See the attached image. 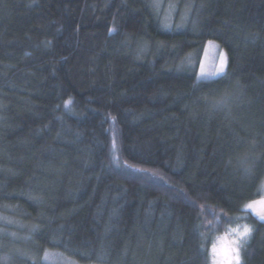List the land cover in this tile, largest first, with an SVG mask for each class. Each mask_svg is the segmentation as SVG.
<instances>
[{
  "label": "trees",
  "instance_id": "1",
  "mask_svg": "<svg viewBox=\"0 0 264 264\" xmlns=\"http://www.w3.org/2000/svg\"><path fill=\"white\" fill-rule=\"evenodd\" d=\"M263 185L264 0H0V264H264Z\"/></svg>",
  "mask_w": 264,
  "mask_h": 264
},
{
  "label": "snow or ice",
  "instance_id": "2",
  "mask_svg": "<svg viewBox=\"0 0 264 264\" xmlns=\"http://www.w3.org/2000/svg\"><path fill=\"white\" fill-rule=\"evenodd\" d=\"M226 64L227 58L222 52L220 54V64L216 69L217 73H224ZM201 74L206 75L203 66L201 67ZM70 103V100L66 101L65 106ZM249 210L259 221L264 222V197L246 203L243 206V211L247 214ZM253 231V227L245 224L243 227L237 226L230 229L224 237H219V247L217 244L212 246V264H243L241 253L251 239ZM229 236H231V239H229Z\"/></svg>",
  "mask_w": 264,
  "mask_h": 264
},
{
  "label": "rangeland",
  "instance_id": "3",
  "mask_svg": "<svg viewBox=\"0 0 264 264\" xmlns=\"http://www.w3.org/2000/svg\"><path fill=\"white\" fill-rule=\"evenodd\" d=\"M160 5H161V3L159 4V6ZM172 12H173L172 7L168 8L165 11V13L168 15L167 17H170ZM210 41H211V43H209ZM222 52L226 55L225 50L220 48V46H219V44L217 43L216 40L209 39V40H207L204 43V46H203L202 52H201V56H200V59H199V63H198V66H197L196 76H197L198 79H208V78H211V77L214 78V77L219 76V75L222 74V73H217V71H216V69L218 68V66L220 64V54ZM226 58H227V55H226ZM202 66H203L204 73L206 75H202L201 74V67ZM226 66H227V64H226ZM226 66H225V69H226ZM262 197H264V185H263L262 194L257 196V197H255V198L247 200L243 204V206L246 203H248V202H250L252 200H258V199H261ZM243 225H245V224H241L240 227H243ZM236 227L237 226H235L233 228H236ZM43 257H44V259L46 261H48L50 263H54V264H81V263H78L77 261H75L74 259L69 258L66 255H64V254H62L60 252H57L55 250H51V251L47 250L44 253Z\"/></svg>",
  "mask_w": 264,
  "mask_h": 264
}]
</instances>
